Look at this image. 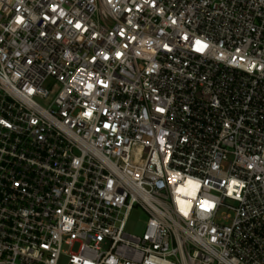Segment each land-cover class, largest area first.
<instances>
[{
    "label": "built area",
    "instance_id": "2783aa9c",
    "mask_svg": "<svg viewBox=\"0 0 264 264\" xmlns=\"http://www.w3.org/2000/svg\"><path fill=\"white\" fill-rule=\"evenodd\" d=\"M0 264H264V0H0Z\"/></svg>",
    "mask_w": 264,
    "mask_h": 264
},
{
    "label": "rangeland",
    "instance_id": "374dc122",
    "mask_svg": "<svg viewBox=\"0 0 264 264\" xmlns=\"http://www.w3.org/2000/svg\"><path fill=\"white\" fill-rule=\"evenodd\" d=\"M147 223V216L140 210L135 209L128 220L127 231L134 235H141ZM77 249L73 250L76 252Z\"/></svg>",
    "mask_w": 264,
    "mask_h": 264
}]
</instances>
